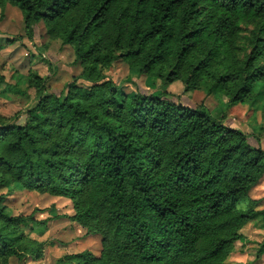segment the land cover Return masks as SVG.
<instances>
[{"label": "trees", "instance_id": "trees-1", "mask_svg": "<svg viewBox=\"0 0 264 264\" xmlns=\"http://www.w3.org/2000/svg\"><path fill=\"white\" fill-rule=\"evenodd\" d=\"M8 4L31 41L43 23L84 67L59 95L34 73L38 101L24 121L0 120V190L70 199L68 218L102 236L100 255L67 253L54 264H227L243 227L264 223L258 201L240 206L264 175L263 147L167 90L129 95L102 67L123 60L166 88L182 81L244 104L264 85V48L240 66L235 41L241 21L259 20L264 35V0H0ZM6 199L0 264L37 258L41 246H29L22 228L46 221L13 215Z\"/></svg>", "mask_w": 264, "mask_h": 264}, {"label": "rangeland", "instance_id": "rangeland-1", "mask_svg": "<svg viewBox=\"0 0 264 264\" xmlns=\"http://www.w3.org/2000/svg\"><path fill=\"white\" fill-rule=\"evenodd\" d=\"M260 24L259 20L240 22V32L235 41L240 66H245L255 49L264 48V35L259 33ZM12 39L17 41L11 45L5 44ZM0 42L4 44L0 51V74L5 76L0 88V120L6 124L24 121L26 111L37 103L36 89L29 83L31 75L37 73L46 77L47 92L59 95L65 93L68 85L84 70L83 65L76 62L73 47L49 37L43 23L35 26V36L31 41L26 35L20 9L10 4L0 8ZM259 66H264V57L260 58ZM102 71L107 80H112L129 95L139 92L159 95L167 90L175 95L174 100L185 105L202 107L217 119L225 116L228 125L239 127L250 136L254 145L264 149V85L255 89L257 97L251 101L235 104L222 91L209 94L205 87L186 90L182 81H176L166 88L155 76L132 73L128 63L123 60L102 67ZM78 84L91 85L84 80ZM2 193L7 194L5 202L13 215H30L34 212L37 221H46L45 224H30L22 228L32 241L27 242L29 246H41L39 256L30 255L23 261L13 257L8 264H54L67 253L81 251L100 255L102 236L88 234L86 228L68 218L75 213L70 199L15 187L11 191L0 190ZM249 200L258 201L255 206L257 210L264 209V175L240 206L247 207ZM241 233L243 238L235 243L226 259L227 264H264V249H261L264 223L260 219L250 222Z\"/></svg>", "mask_w": 264, "mask_h": 264}]
</instances>
